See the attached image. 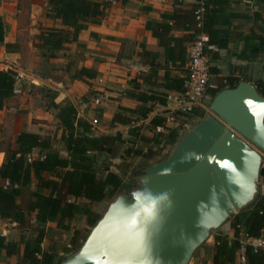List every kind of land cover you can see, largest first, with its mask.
<instances>
[{"label":"crops","instance_id":"0c3cea01","mask_svg":"<svg viewBox=\"0 0 264 264\" xmlns=\"http://www.w3.org/2000/svg\"><path fill=\"white\" fill-rule=\"evenodd\" d=\"M48 7V0H0V17L5 28L4 39L0 40V69H10L17 74L15 91L0 109V166L6 158V151L17 147V137L23 131L61 137L64 128L58 114L60 108L67 104H73L78 116L90 123L100 116L101 122L109 123L113 130H123L121 134L124 136L129 137L133 127L141 130V125L113 126L112 119L121 105L135 108L141 104L134 98L123 96L122 91L131 87L130 80L150 71L151 65L141 55L144 47L158 53L157 61L166 64V47L148 23L172 24V20L165 15L175 13L178 5L176 0H129L110 6L100 23H89L80 33L78 41L67 43L60 50L37 45L42 27H64L61 19L49 16ZM220 8L228 17L217 27L223 30L220 37L227 38L228 43L223 47L211 43L207 47L211 80L206 101L214 97L212 89L227 77L251 80L256 85L258 80H264V50L260 54L254 51L260 42L258 35H264L263 3L258 0H229ZM186 34L190 32L174 28L169 37L178 38ZM190 43H186L187 65ZM174 44L172 41L171 45ZM82 66L96 69L97 77L87 81L76 78L75 72ZM177 72L173 70V73ZM159 73L164 75L165 68ZM153 89L156 92L172 91ZM98 92L104 96L99 105L95 103ZM162 106H154L149 121ZM201 110L204 109H198L199 112ZM93 129L97 134L108 133L104 128L100 131L93 126ZM33 155L38 156L39 149ZM37 185L38 181L34 179L31 187L23 190L18 203L29 197ZM261 193L264 196L263 181ZM111 198L107 196L94 203L92 208L101 203L109 204ZM73 199L80 203L89 202L87 199ZM232 223L230 221L216 233L235 238L236 230ZM88 228L86 215H77L72 219L69 229L61 228L56 221L41 223L36 213L27 214L23 222L1 218L0 231L4 229L8 239L20 242V251L8 254L3 250L0 264H21L25 241L39 231L46 233L43 248L55 249L60 256L66 257V253L74 252L81 246ZM215 244L214 236L196 254L192 264H214Z\"/></svg>","mask_w":264,"mask_h":264},{"label":"trees","instance_id":"16d2710c","mask_svg":"<svg viewBox=\"0 0 264 264\" xmlns=\"http://www.w3.org/2000/svg\"><path fill=\"white\" fill-rule=\"evenodd\" d=\"M206 12L202 27L197 26L196 10L199 3H192L186 7L182 0H176L175 13L165 15L172 20L169 22L148 23L161 44L165 45V63L157 61L159 54L144 47L141 55L151 65L150 71L130 80L131 87L122 91V95L134 98L141 102L135 108L121 105L112 119V124H131L134 120L145 119L155 105H164L167 102L168 92L158 90H184L186 78L190 74L187 59V42H192L201 32L209 35V44L227 45V38L220 37L222 29L217 27L219 22L227 21L224 10L220 5L229 0H204ZM263 3L264 0H258ZM48 14L53 18L61 19L64 27H42L38 35L37 45L49 50L64 49L70 42L79 40L82 30L89 23H100L106 16L109 4L104 0H48ZM221 18V19H220ZM184 29L190 32L183 37H169L174 29ZM4 23L0 17V40L4 39ZM260 42L254 48L257 54L264 50V35H258ZM172 41L175 42L171 45ZM83 50V49H82ZM49 55H53L50 53ZM165 68V74L159 71ZM173 70L178 71L173 73ZM98 71L94 68L82 66L76 70L75 77L82 80L96 78ZM17 74L10 69H0V109L4 107L6 98L15 91ZM164 82H159V80ZM224 80V79H223ZM226 80V81H225ZM217 87L212 89L215 96L225 87H235L240 79L227 77ZM257 87L264 94V80L257 81ZM197 116L203 117L205 110L196 111ZM60 122L63 125L61 137L23 131L17 137V147L6 151V158L0 166V217L11 218L19 222L26 219L27 214L36 213L41 223L56 221L58 226L69 229L72 219L77 215H86L91 227L102 216L92 208L94 203L102 201L107 196H113L122 185L121 178L109 165L100 159L103 154L112 157L123 155L142 156L144 151L136 147L139 127L129 131V137L121 133L97 134L92 123L78 116L76 107L67 104L60 108ZM163 119L157 116L152 124H160ZM165 135L168 140L175 142L179 137L178 129L169 133H159L154 138L156 143L161 142ZM132 136V137H131ZM39 149V155L34 151ZM155 151L150 149L146 157H151ZM100 172H107L100 176ZM264 182V166L261 170ZM10 179L11 187H4L3 180ZM38 181L37 188L30 196L18 203V198L25 188H30L33 180ZM16 184L18 186H16ZM113 188V189H112ZM73 198L87 199L88 203H80ZM235 228V238L226 234L216 233L214 264H232L236 260L240 246L239 235L245 229L252 236L264 234V196L255 205L232 219ZM46 233L39 231L37 235L25 241V249L21 264H59L65 257L60 256L55 249H45L42 246ZM3 250L8 254L20 251V242L10 240L0 233V255ZM249 264H264V250L247 248Z\"/></svg>","mask_w":264,"mask_h":264},{"label":"water","instance_id":"95a60500","mask_svg":"<svg viewBox=\"0 0 264 264\" xmlns=\"http://www.w3.org/2000/svg\"><path fill=\"white\" fill-rule=\"evenodd\" d=\"M169 154L134 172L81 246L59 264H190L262 196L264 94L251 80L225 87Z\"/></svg>","mask_w":264,"mask_h":264},{"label":"built area","instance_id":"2783aa9c","mask_svg":"<svg viewBox=\"0 0 264 264\" xmlns=\"http://www.w3.org/2000/svg\"><path fill=\"white\" fill-rule=\"evenodd\" d=\"M110 6L117 5L129 0H104ZM186 7L192 3H199L196 10L197 26L202 27L203 17L206 12L204 0H182ZM209 35L206 32L199 33L196 38L190 43L189 53V70L190 74L185 80L184 90H172L167 93V102L159 111L154 113L149 121L150 114L145 119L134 120L131 125L149 124L152 119L160 116L163 121L160 124L152 125V128L157 134L169 133L173 129L184 127L191 120L192 115L199 109L205 108L206 96L209 83L211 80V65L210 58L207 53ZM104 96L101 92L96 95L95 103L101 104ZM95 118L92 124L98 123ZM4 187H11L10 179L3 180ZM16 186H18L16 184ZM1 219V217H0ZM1 235L6 234L5 230L0 231ZM240 246L237 250L236 260L232 264H249L247 248L252 247L254 250H264V234L260 236H252L245 229L242 230Z\"/></svg>","mask_w":264,"mask_h":264},{"label":"rangeland","instance_id":"374dc122","mask_svg":"<svg viewBox=\"0 0 264 264\" xmlns=\"http://www.w3.org/2000/svg\"><path fill=\"white\" fill-rule=\"evenodd\" d=\"M42 29V28H41ZM212 99L207 100L205 103V114L211 112L210 111V102ZM201 109V108H199ZM198 111V110H197ZM101 117L98 116L99 122L95 125L96 130H100L104 128L108 133H123L124 131L121 129H112L110 127L109 123H105L104 121L101 122ZM201 117L197 116L196 113L192 115L191 120L188 122L187 125L184 127L178 128L179 136L187 129L189 128L192 124H194L196 121H198ZM142 128L139 131L140 136H138L137 142H136V147L138 149H142L145 154L150 149H153L155 153L151 157H146L145 154L142 156H128L124 157L123 155H120L118 157H112L108 154H103L100 159L102 161H105L109 165V170L114 171L119 175L121 178V183L122 185L125 183V181L136 171L140 170L141 168L150 165L152 163H155L163 158H165L173 145V141L168 140L165 135L161 137V142L158 144L154 141V138L157 136V133L155 130L151 127L149 124H141ZM101 131V130H100ZM106 175V172H100V176ZM113 189V188H112ZM108 204L101 203L98 206H94L93 209L98 213L97 216L103 215L107 208ZM230 223V222H229ZM228 224V223H227ZM72 226V225H71ZM74 226V224H73ZM224 227V226H223ZM90 228L87 229V232L84 235V239L87 237L89 234ZM222 229V228H221ZM219 231V230H218ZM217 231V232H218ZM215 236V233L208 239V241L194 254L190 264H192L196 254H198L208 243H210L213 240V237ZM83 243V242H82ZM79 248V247H78ZM75 252V251H74ZM73 253V251H69L66 253L64 256H69Z\"/></svg>","mask_w":264,"mask_h":264}]
</instances>
